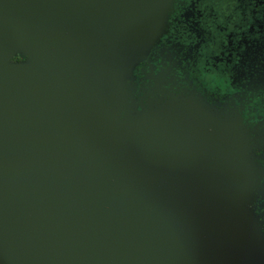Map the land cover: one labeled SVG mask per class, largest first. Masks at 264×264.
<instances>
[{
    "label": "water",
    "instance_id": "obj_1",
    "mask_svg": "<svg viewBox=\"0 0 264 264\" xmlns=\"http://www.w3.org/2000/svg\"><path fill=\"white\" fill-rule=\"evenodd\" d=\"M170 3L0 0V264H264L240 119L172 95L133 118Z\"/></svg>",
    "mask_w": 264,
    "mask_h": 264
},
{
    "label": "clouds",
    "instance_id": "obj_2",
    "mask_svg": "<svg viewBox=\"0 0 264 264\" xmlns=\"http://www.w3.org/2000/svg\"><path fill=\"white\" fill-rule=\"evenodd\" d=\"M167 25L166 33L169 39L182 52L188 53L189 58L186 62L173 63L177 66L172 65L171 75L167 79H174V82L162 85L163 91L177 97L183 95L188 98L195 95L206 101L207 105L222 109L224 106L217 107L219 98L229 91L228 85L234 76L233 68L239 66L240 60L236 52L229 48V39L232 40L233 46L242 36L264 42V31H261V26H264V0H171ZM250 28L254 31L249 32ZM230 51L231 63L228 62ZM221 53L224 55L221 56ZM20 55L22 54L17 53L12 57L10 63L18 64L16 57ZM24 57L25 60L20 63L28 60L27 56ZM217 57H220V60H217ZM136 68L132 72L135 91L128 104L135 100L136 111L140 113L144 111L149 99L160 100L161 94L153 92L154 83L151 86L139 85L133 75ZM128 83L132 84V80ZM244 101L251 106L250 110L255 112L258 118L264 117V87H249ZM227 109L240 119L251 140L264 133V127H256L255 123L249 126L241 119L236 109L230 106H227ZM127 111L125 107L121 112V121L125 119ZM256 129L258 131H254ZM257 163L264 169V161L258 160ZM260 187L264 188V178L260 179ZM255 204L256 200L251 205L253 209ZM255 214L260 217V233L264 235V215L257 212Z\"/></svg>",
    "mask_w": 264,
    "mask_h": 264
},
{
    "label": "flooded vegetation",
    "instance_id": "obj_3",
    "mask_svg": "<svg viewBox=\"0 0 264 264\" xmlns=\"http://www.w3.org/2000/svg\"><path fill=\"white\" fill-rule=\"evenodd\" d=\"M166 31L167 28L162 34L165 35L160 38V41H157V45L153 46L147 58L137 66L134 72L139 85L151 86L154 83L153 92H160L161 99L171 95L169 92L163 91L162 85L174 82V79H167L171 75L173 63L186 62L189 58L188 53L182 52L177 45L172 43ZM252 31L254 29L250 28L249 32ZM261 31H264V26H261ZM229 48L233 49L240 57L239 66L233 68L234 76L231 84L228 85L229 91L219 98L217 107L224 106L221 110L229 112L227 106H230L238 111L241 119L249 126L255 123L256 127H264V117L258 118L257 114L250 110L251 106L244 101V95L249 87H264V42L249 40L242 36L234 46L232 40L229 39ZM223 55L221 53V56ZM231 56L232 52L230 51L228 53L229 63H231ZM16 58H19L16 61L23 60L20 56ZM216 59L220 60V57ZM175 66L177 65H173V67ZM133 86L135 88V79ZM254 131H258V129ZM251 144L254 148L256 161H264V133H260L257 138L254 137ZM257 164L260 173L262 172L261 178H264V169L259 163ZM255 208L257 213L264 215V195L257 198Z\"/></svg>",
    "mask_w": 264,
    "mask_h": 264
},
{
    "label": "rangeland",
    "instance_id": "obj_4",
    "mask_svg": "<svg viewBox=\"0 0 264 264\" xmlns=\"http://www.w3.org/2000/svg\"><path fill=\"white\" fill-rule=\"evenodd\" d=\"M166 28H167V26H166ZM166 30V29H165ZM134 77H133V80H132V86H133V84H134ZM133 89H134V91H135V88H134V86H133ZM134 93V92H133ZM181 96H183V95H181ZM195 97V96H194ZM195 98H197V99H202V98H199V97H195ZM153 101H156V100H154V99H149L148 100V102L150 103V102H153ZM202 101L203 102H205L203 99H202ZM149 103L147 104V106L146 107H144V109L145 108H149ZM206 103V102H205ZM207 104V103H206ZM136 105V101L134 100V106ZM142 106V105H141ZM209 107H211L210 108V110H211V112H213L216 116H218L219 118H221V119H229V118H237V116H235V113H229V112H227V111H225V110H221V109H218V108H216L215 106H208L207 108H209ZM141 115V112L140 113H138L137 111H136V109H135V112H134V114H133V118H137V117H139ZM245 130H246V132H247V136L249 137V134H248V131H247V129L245 128ZM249 140H250V144H251V139L249 138ZM251 154H252V157H253V159H254V161H255V164H256V166H257V169L259 170V168H258V164H257V161H256V155H255V152H254V148H253V146H252V144H251ZM259 172H260V170H259ZM262 173V172H261ZM261 173H260V179H261ZM264 195V188H261L260 187V183H259V186H258V192H257V196L255 197V199L253 200V203L255 202V200L257 201V198L258 197H260V196H263ZM252 203V204H253ZM254 212H257L256 211V208H255V205H254V209L253 208H251ZM260 218V217H259Z\"/></svg>",
    "mask_w": 264,
    "mask_h": 264
},
{
    "label": "trees",
    "instance_id": "obj_5",
    "mask_svg": "<svg viewBox=\"0 0 264 264\" xmlns=\"http://www.w3.org/2000/svg\"><path fill=\"white\" fill-rule=\"evenodd\" d=\"M19 58H16V60H18Z\"/></svg>",
    "mask_w": 264,
    "mask_h": 264
}]
</instances>
